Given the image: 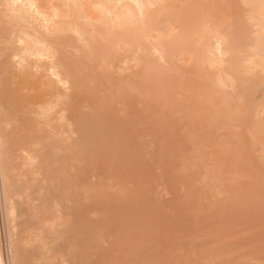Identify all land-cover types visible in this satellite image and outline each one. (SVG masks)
Listing matches in <instances>:
<instances>
[{"label": "rangeland", "instance_id": "obj_1", "mask_svg": "<svg viewBox=\"0 0 264 264\" xmlns=\"http://www.w3.org/2000/svg\"><path fill=\"white\" fill-rule=\"evenodd\" d=\"M35 1L50 15L61 2ZM90 1H81L80 9L86 27L98 36L101 20ZM248 2L164 0L149 13V40L133 37L143 46L138 42L133 51L121 50L120 60L109 61L105 69L93 66L91 47L70 33L74 45L64 52L80 60L85 55L84 72L96 70L92 139L85 127L53 118L54 124L47 121L44 127L31 122L37 140L30 147L22 144L32 132L22 115L24 97L32 95L41 105L50 87L42 69L14 64L18 56L10 55L18 52L7 39L16 23L3 20L7 9L1 3L0 66L5 65L7 98L15 104L9 106L12 118L2 123L6 151L0 145V170L6 155L13 184L6 185L0 171V263L3 256L5 264H264V4ZM53 32L47 36L58 50ZM167 42L173 47L168 66L151 70L159 74L158 85L154 75L153 84L150 79L139 83L147 52ZM213 49L221 50V57L215 58ZM125 92L124 103L119 95ZM83 108V114L94 112ZM54 134L60 149L53 165L49 147L55 141L49 137ZM74 176L76 186L70 185ZM9 197L26 211L17 209L15 220L9 217Z\"/></svg>", "mask_w": 264, "mask_h": 264}, {"label": "bare ground", "instance_id": "obj_2", "mask_svg": "<svg viewBox=\"0 0 264 264\" xmlns=\"http://www.w3.org/2000/svg\"><path fill=\"white\" fill-rule=\"evenodd\" d=\"M81 1H83V0H61V2L59 4V9L56 10L54 12V14H51L50 15V14H46L45 12H42L40 6L38 5V3L35 0H0V5H3L4 4L5 5V8L7 9L6 14L2 16L3 20L6 21L7 24H13L14 22L16 23V26H14V27L11 26L10 27V31H9L10 34L8 33L9 34V38L7 39V43L10 46L14 45L13 47H16L17 52H18V53L15 52V54H13V55L11 54L10 55V57H14L15 56L14 59H16L17 58L16 56H18V59H16L17 61L15 60V63L14 64H16V66H19L20 68H25V69H27L26 67H30L29 69H31V70L33 68H35V69L37 68L39 70L42 69L41 71L44 74L42 76L43 79L42 78L41 79L44 80L45 81L44 83H46L50 87V90L48 92V98L47 99H43L45 101L41 105L38 103L37 99H35L32 95H26L24 97V105H23V108H24L25 112L23 111L24 113L22 115H26V116H24V118H26V120H25L26 122L25 123L27 124V121H28V123L30 124V127H29L30 130L32 129L31 128V125H32L31 122H33V123L34 122H37V123H41V124L44 123V124H42V126L43 125L46 126V124H50L51 123L50 121H52V124H54V122H53L52 119L55 118V120H57L59 123H61V125H62V123H63V125H65L66 123H68L69 125L75 126L77 128H79V127H85L86 128L85 132H87V135L89 137H91V139H92V133H93L94 130H91L90 129V127H91L90 125L94 123L95 118H96V112H95V110L97 108V105H96L97 101H96V99H94L92 97V94H91L92 86L91 85L95 82V73H96V70L95 71L92 70L93 67L91 66V69H90L91 71L90 70L89 71L92 72V73H90V72L88 73L87 71L84 72V70L88 69V68H85L86 65H84V64L82 65L83 58L86 59V56L84 55V54H86L84 52V51H86V50H84L85 48L83 49V52L81 51L82 55H84V57L81 60L80 59H74L73 57L69 56L68 55L69 53L66 54L64 52V49L66 47L70 46L71 44H73L72 43V41H73L72 39L73 38L71 36L73 34H75L74 35V38H76V40H78L77 42H79V40H81L80 42L85 41L87 43L88 47H91L90 48L91 49V52L90 51H87V52L94 55V59H93L94 60L93 61L94 65L93 66L94 67L96 66L95 68H98V69H105L111 63L115 62L116 60L117 61L120 60L119 59V57H120L119 55H121L122 53L124 54V51L129 50V52H130V50L133 51L134 48H138L137 47V46H139L138 42H141V40H139L137 38L138 42H136V41L133 40V37H140L143 40V42H144V40H146L148 38V35L147 34L151 30V25H150V23L148 21V16L150 15L149 13L151 11V8L161 5L164 0H94V1H90V2H93V3H91V6H92V4L93 5L94 4L96 5V6L94 5L95 6L94 9H96L98 11V17L100 16V18H97V22L99 23V21L101 20L100 21V24H99L98 31L96 30L97 33H98V36L92 35V33L88 30V27H86L87 25H89V22H88V24H86L87 21L86 22L84 21L86 19L83 18V15L84 14L81 12V9H82L81 8V4H82ZM247 2L248 3L253 2V4L254 3L255 4H257V3L258 4H264V0H247ZM1 3H3V4H1ZM2 10L4 11V9H2ZM256 11H258V10H256ZM1 13H3V12L1 11ZM98 19H99V21H98ZM52 28L54 29V32L57 34V37L55 38L54 41L57 44L58 50L54 49L56 46L54 47L53 45H51V43L53 41H51L49 39V37L47 36L48 35L47 32H49V34H50V30ZM88 32H90V33H88ZM70 33H72V35H70ZM1 39H2V35L0 33V43H1ZM148 40H149V38H148ZM177 41H178V38H177L176 42ZM222 41H224V40H222ZM101 42L103 43L102 45H104V43H105V46H103V49L101 48V51H99V50L97 51L96 48H97V46ZM143 42L140 43L141 46H143ZM163 42L164 41H162V43ZM79 43L77 45L80 46ZM157 45L156 46H153L155 48L151 47L153 49L152 50H149V53L147 52V58H146L147 64H146V67L144 69V73L143 74L140 73L139 76H136L137 79H138V81H139V83H141L142 81H144V82L147 83V80L146 79H148V81H149V79L151 80V78L153 79L152 76L153 75L155 76V72H152L153 71V68H155V67L163 68L168 63V59L171 56L170 55V51H171L170 49L173 48V47H171V42H169V43L167 42V43H164V44H160L158 46ZM222 45H223V43H222ZM79 46H78V48H79ZM141 46L139 47L140 49L142 48ZM71 47H72V45H71ZM219 47H221V46H219ZM219 47H218V50H219ZM12 48H10V50H8V47H7V51L8 52H11V49ZM215 49H216V47H215ZM121 50L122 51L124 50V51L122 53H120ZM136 50H138V49H136ZM206 51H208V50H206ZM206 51H205V53L207 54L209 51L208 52H206ZM75 52H77V51L75 50ZM78 52H79V50H78ZM135 52H138V51H135ZM211 52H214L215 53L214 49ZM218 53H215V58H216V54H218ZM208 54L209 55H207V56H210V55L212 56V53L209 52ZM125 55H126V53H125ZM125 55H124V57H125ZM218 56H219V54H218ZM219 57H221V56H219ZM219 57H217V59ZM89 58H91V57L90 56L87 57V59H89ZM217 59H215V60H217ZM220 60L217 61V62H219V63L222 62V60L221 61ZM84 61H86V60H84ZM86 63H89V62L87 61ZM195 65H198V64L195 63ZM217 65H219V64H217ZM4 66H2V65L0 66V133H1V136H0V145L2 147V148L1 147L0 148H1L2 151L5 152L6 151V138H5L6 136L3 133V128H5V127L2 126V123L5 122L10 117V115H11L10 113L11 112H9V106L14 105L15 103H12L11 104L10 101H9V99L7 98V95H6V91H5V88H4V84H5L4 80L5 79L3 80V78H5L4 77V70H5V67ZM167 66H168V64H167ZM87 67H88V65H87ZM35 69H34V72L37 71ZM82 72H84L85 74L87 73L88 77L87 76L85 77V75ZM156 72H157V70H156ZM162 72H164V71H161V73ZM229 73L231 74V72H229ZM156 74L159 76L158 73H156ZM166 74H167V72H166ZM135 75H137V74H135ZM158 76L157 77L155 76V78H154L155 82L157 81L156 78H158ZM164 77H165V74H164ZM132 79H133V77H132ZM160 79H161V77H160ZM85 80H87V81L85 82ZM140 80H142V81L140 82ZM168 80L169 79H167L166 82ZM170 80H171V78H170ZM170 80L168 82H170ZM91 82H92V84H91ZM120 82L121 81H119V83ZM133 83H134V81H133ZM157 83L158 82H156L155 85H158ZM114 84H118V82L115 81ZM151 84H153L152 80H151ZM125 86L128 87V85H125ZM125 86H124V88H126ZM141 86H143V85H141ZM157 87H159V86H157ZM118 88H119V86H118ZM133 88H135V87H133ZM41 89H42V87H41ZM45 89L46 88H43V90H45ZM68 90H73L74 93L71 94L70 92H68ZM45 91H44V93H45ZM128 91H130V90H128ZM135 91H138V90H135ZM140 91H142V90L140 89ZM82 92H84V94H81ZM145 92L147 93V91H145ZM137 93H139V92H137ZM141 93H143V91ZM141 93H139V95ZM219 93H221V92H219ZM144 94H141V95H144ZM145 95H147V94H145ZM119 96L122 97L121 98V101L122 102L124 101V103H125V99L127 101L128 98H129L128 96H126V92H125V96L123 94H120ZM130 104H132V103H130ZM42 105H43V107H42ZM84 105L86 107H89L94 112H92L91 114L89 113L90 115L83 114L84 111L82 112V110L84 109L83 108ZM39 106H41V107L39 108ZM14 107H16V106H14ZM17 107H19V106H17ZM13 109H14L13 110V113H15L16 112L15 111V108H13ZM53 115H54V117H53ZM134 116H137V115H135L133 113V117ZM10 118H12V117H10ZM8 121H9V125H11L10 124V121L11 120H8ZM15 121H17V120H15ZM18 121H20V120H18ZM47 121H48V123L45 124V122H47ZM16 123H18V122H16ZM50 126L48 125L47 128L51 129ZM6 127L8 128V126H6ZM33 127L35 128V126H33ZM7 128L5 130L8 131ZM41 128H39V129H41ZM259 128H261V127H259ZM33 129H32V132H33ZM56 130H58V129H56ZM32 132H31V134H28L29 137H27L26 141H23L24 143H22V144H24L25 147H26V145H27V147H28V145H29V147H30V145L32 146L33 145L32 144L33 143V140L36 139L37 131H34L33 132V133H35V135H34L35 138H32L33 137V135H32L33 133ZM50 132H51V130H50ZM263 133L264 132H262L261 134L264 135ZM256 135H260V134H256ZM53 136H55V134L52 135V137L50 136L49 138L52 139ZM255 137H253V139H255ZM54 138H53V140H54ZM40 139H41V137H40ZM57 141L58 140H57V137H56L55 145L49 147L51 150L48 149V151L49 150L51 151V154H49L50 155L49 158H50L51 161H53V165L55 163H57L55 161L56 160V157H55L56 156V150H59L60 149V148L55 147L57 145V143H56ZM256 142H257V140H256ZM51 145H53V144H51ZM253 146H254V144H253ZM170 149H171V146L169 148V151H170ZM19 150H20V148H19ZM167 150H168V148H167ZM45 151H47V150H45ZM3 153L1 155V157L3 156ZM18 155H20V154H18ZM1 157H0V159H1ZM32 158H33V156H32ZM28 159H27V164H28ZM34 159H36V158H34ZM2 160H3V157H2ZM4 160H5V163H2V166H3V164H5L4 165L5 166V169L4 170L2 169V170L5 172V175L1 174V175H3L2 176L3 177L2 179H5L6 185H9V184L12 185L13 183H12V180L10 179L9 171H8V168H7L8 166L6 164V161L8 160V158L6 157V155H4ZM59 160L60 159L58 158L57 161L59 162ZM42 161H44V160H42ZM70 161L73 162L74 159H71ZM29 163L31 164V162H29ZM62 163H65V162L63 161ZM56 166L57 165H55V169H56ZM43 167H44V165H43ZM2 170H0L1 173L3 172ZM61 171L64 172V170H62V169H61ZM67 171H68V169H67ZM52 173H49V175L50 174L52 175ZM53 178H54V176H53ZM73 178H74V180H73ZM73 178L71 180L72 182L70 181L71 182L70 185L72 184V185L76 186L77 183H78V178L75 177V176ZM51 181H53V180H51ZM67 181L65 180L64 181V184ZM5 182H3V183H5ZM51 183H53V182H51ZM53 185H55V184L53 183ZM70 185H68V186H70ZM8 187H11V186H7L6 187L7 190H10V189H8ZM64 187H66V186H63V189H64ZM56 188H57V186H56ZM54 189H55V186H54ZM59 189H60V187H59ZM12 191H13V189H12ZM15 193H17V191H15ZM56 193H58V192H56ZM60 193H61V191H60ZM120 193H121V191H120ZM4 195H6V194H4ZM18 195H19V193H18ZM7 200L10 202V204H9V217L11 218V220H13V219L15 220L17 218V209L18 210L20 209L19 205L22 204V203H20V201H19L18 203H20V204H18L17 205L18 207H17L12 202V198L11 197H9V199H7ZM26 202L27 201H25V203ZM16 203H17V201H16ZM20 206L22 208V205H20ZM195 209H197V208H195ZM24 210L25 209H23L21 211L24 213V212H26ZM30 212L32 213V210L29 211V214L28 215H30ZM43 213H44V211H43ZM31 216H34V215H31ZM31 218H29V220H31ZM32 220H35V218L32 219ZM35 222L33 223L34 225H35ZM22 225L23 226H21V227L24 228V224H22ZM27 227H30V226H26V228ZM33 227H35V226H33ZM39 228H41V230H44L42 227H39ZM29 229L30 228H27V230H29ZM34 229L36 230V228H34ZM45 229H47V228H45ZM30 232H31V230H30ZM43 233L44 232H42L41 234H43ZM19 238H21V237H19ZM28 240H29V238H28ZM43 240H44V238L41 241H43ZM24 244H26V243H24ZM14 247H16V246H14ZM1 259L2 260H1V263L0 264H5L6 263V262H4V259L5 258L3 259V256H1ZM14 263L15 262H13V264ZM18 263L19 262H17V264Z\"/></svg>", "mask_w": 264, "mask_h": 264}]
</instances>
